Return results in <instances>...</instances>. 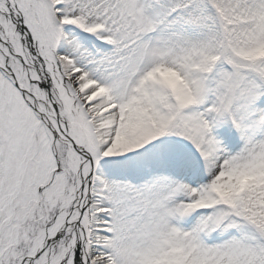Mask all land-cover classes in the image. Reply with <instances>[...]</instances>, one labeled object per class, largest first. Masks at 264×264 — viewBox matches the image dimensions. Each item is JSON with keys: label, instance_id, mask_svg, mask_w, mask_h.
Returning a JSON list of instances; mask_svg holds the SVG:
<instances>
[{"label": "snow or ice", "instance_id": "6c2138e0", "mask_svg": "<svg viewBox=\"0 0 264 264\" xmlns=\"http://www.w3.org/2000/svg\"><path fill=\"white\" fill-rule=\"evenodd\" d=\"M0 264H264V0H0Z\"/></svg>", "mask_w": 264, "mask_h": 264}]
</instances>
